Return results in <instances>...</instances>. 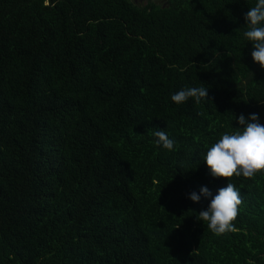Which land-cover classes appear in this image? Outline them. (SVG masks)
<instances>
[{"label": "trees", "instance_id": "1", "mask_svg": "<svg viewBox=\"0 0 264 264\" xmlns=\"http://www.w3.org/2000/svg\"><path fill=\"white\" fill-rule=\"evenodd\" d=\"M256 2L0 0V264H264V173L204 160L241 114L264 124ZM185 87L208 96L176 104ZM228 183L218 236L189 196Z\"/></svg>", "mask_w": 264, "mask_h": 264}, {"label": "clouds", "instance_id": "2", "mask_svg": "<svg viewBox=\"0 0 264 264\" xmlns=\"http://www.w3.org/2000/svg\"><path fill=\"white\" fill-rule=\"evenodd\" d=\"M247 30L244 37L252 42L254 51L251 53L254 62L264 68V0H257L255 6L249 8L244 17ZM204 87H185L171 96L176 104H182L189 98H195L200 103L207 98ZM240 127L231 132H224L219 139L208 148L204 160L214 178L230 179L243 175L252 178L258 173H264V124L259 121L258 114L238 118ZM156 144L164 149L174 150L175 142L164 130L154 132ZM201 197L210 198L205 210H201L197 219L207 223L208 229L215 235L236 231L234 222L242 204L240 191L232 183L220 188L212 195L207 187H202L199 194L192 192L189 198L196 203Z\"/></svg>", "mask_w": 264, "mask_h": 264}, {"label": "rangeland", "instance_id": "3", "mask_svg": "<svg viewBox=\"0 0 264 264\" xmlns=\"http://www.w3.org/2000/svg\"><path fill=\"white\" fill-rule=\"evenodd\" d=\"M149 0H142V3H140L141 5H145ZM154 1H157L159 3H163L164 1L166 0H154Z\"/></svg>", "mask_w": 264, "mask_h": 264}, {"label": "flooded vegetation", "instance_id": "4", "mask_svg": "<svg viewBox=\"0 0 264 264\" xmlns=\"http://www.w3.org/2000/svg\"><path fill=\"white\" fill-rule=\"evenodd\" d=\"M136 1H138V2H142V0H136Z\"/></svg>", "mask_w": 264, "mask_h": 264}]
</instances>
